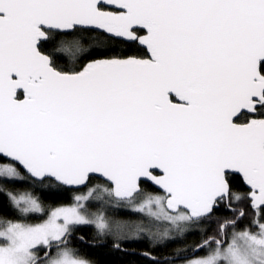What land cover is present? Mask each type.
<instances>
[{"label":"snow or ice","instance_id":"obj_1","mask_svg":"<svg viewBox=\"0 0 264 264\" xmlns=\"http://www.w3.org/2000/svg\"><path fill=\"white\" fill-rule=\"evenodd\" d=\"M117 254L264 264V0H0V264Z\"/></svg>","mask_w":264,"mask_h":264},{"label":"trees","instance_id":"obj_2","mask_svg":"<svg viewBox=\"0 0 264 264\" xmlns=\"http://www.w3.org/2000/svg\"><path fill=\"white\" fill-rule=\"evenodd\" d=\"M92 231H93L92 228H84V229H82L81 233H78V235L79 234L90 235L92 233ZM146 244H147V242L145 240L143 242H124L123 246L125 248H128L129 250H131L132 248H137L138 250H140V249H143L144 247H146ZM83 251L86 255L91 256L94 250L91 248H84ZM107 259H109L111 262H113V264H115V262L122 261V260L126 259V257H123V256L117 254V255H113L111 257H107Z\"/></svg>","mask_w":264,"mask_h":264}]
</instances>
